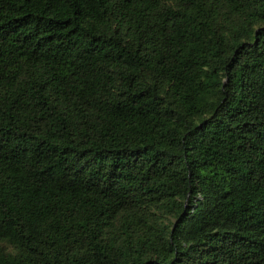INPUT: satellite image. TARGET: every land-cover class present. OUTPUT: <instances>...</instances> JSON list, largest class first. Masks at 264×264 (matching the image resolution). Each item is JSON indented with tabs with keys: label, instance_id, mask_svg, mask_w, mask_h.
Here are the masks:
<instances>
[{
	"label": "trees",
	"instance_id": "1",
	"mask_svg": "<svg viewBox=\"0 0 264 264\" xmlns=\"http://www.w3.org/2000/svg\"><path fill=\"white\" fill-rule=\"evenodd\" d=\"M0 264H264V0H0Z\"/></svg>",
	"mask_w": 264,
	"mask_h": 264
}]
</instances>
